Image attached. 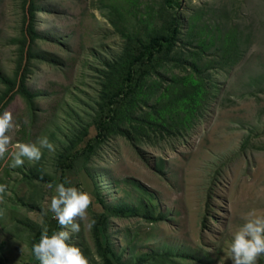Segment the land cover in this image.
<instances>
[{"label":"rangeland","instance_id":"374dc122","mask_svg":"<svg viewBox=\"0 0 264 264\" xmlns=\"http://www.w3.org/2000/svg\"><path fill=\"white\" fill-rule=\"evenodd\" d=\"M104 3L36 4L39 37L27 80L34 108L17 94L4 109L12 115V127L9 152L0 157V184L6 185L0 193V264H39L26 224L54 215L50 202L63 176L56 151L87 127L86 138L96 135L90 124L102 88L101 66L117 58L124 44ZM165 8L164 0H139L129 29L146 36L151 25L169 21ZM26 10L25 0H0V97L6 89L2 77L15 75ZM178 10L183 22L178 64L164 73L182 76L181 66L189 60L205 70L210 89L192 129L184 137L150 139L137 146L114 137L98 147L88 169L69 172L64 180L91 194L99 184L109 202L132 209L108 222L107 235L124 261L155 252L172 254L165 264H231L233 234L249 212L264 215V0H181ZM230 31L236 32V42L225 51ZM204 35L214 42L206 41L204 52L192 56L200 51L198 40ZM45 136L54 150L42 148L38 161L25 158L21 166L9 167V153L19 143H37ZM35 168L42 183L24 176ZM141 199L154 204L152 209L164 219L151 223L138 214ZM89 211L77 220L80 231L71 242L89 264H102L87 228Z\"/></svg>","mask_w":264,"mask_h":264},{"label":"trees","instance_id":"16d2710c","mask_svg":"<svg viewBox=\"0 0 264 264\" xmlns=\"http://www.w3.org/2000/svg\"><path fill=\"white\" fill-rule=\"evenodd\" d=\"M103 1L110 9L111 23L123 38L124 44L117 58L103 62L101 66L102 88L97 111L90 124L96 128V135L86 138L89 132L87 127V130L83 129L68 145L61 146L56 151L57 168L63 171L60 182L66 187L64 176L69 172L80 171L83 167L88 169L90 159L98 147L114 137L121 136L134 146L150 139L156 141L171 136L184 137L192 129L195 119L209 100L210 89L205 70L196 68L198 65L188 60L181 66L182 76L173 72L168 77L164 73L178 64L176 52L183 30L182 16L178 10L181 0H164V11L170 13L171 17L161 26L151 25L147 28L146 36L129 29L130 20L137 17L139 0ZM37 2L38 0H25L27 10L19 39V59L14 77H2L6 89L0 97V114L9 99L17 94L24 98L31 110L34 108L35 94L27 87V80L34 57V45L39 37L36 29ZM190 29L193 32L194 26ZM235 35V31L226 35L225 51L235 46ZM204 36L198 40L200 51L192 52V56L204 52L208 44L206 41L214 42L211 37L207 39L209 35ZM37 174H40V170L35 168L24 176L42 183V177ZM99 189V184H96L89 212L92 219L96 220L92 232L96 253L102 264H165L173 258L170 253L146 252L141 253L136 261L131 258L124 261L121 252L117 251L109 239L110 236L108 237V222L112 218H124L132 209L124 204H112ZM151 206L155 208L154 204L144 203L141 199L138 214L151 223L163 220L164 216L156 215ZM44 225L47 226L49 235L61 230V225L53 214H47L43 218V224H26L27 229L33 233L31 248L39 242ZM87 252L88 249L85 254Z\"/></svg>","mask_w":264,"mask_h":264},{"label":"clouds","instance_id":"9594fccd","mask_svg":"<svg viewBox=\"0 0 264 264\" xmlns=\"http://www.w3.org/2000/svg\"><path fill=\"white\" fill-rule=\"evenodd\" d=\"M12 115L8 111L0 114V157L9 152L10 137L7 134L12 127ZM54 150V145L48 138H39L37 143H19L17 150L10 152L9 167L16 168L29 161L41 158V149ZM6 191V185L0 184V193ZM93 196L74 186L56 185V195L50 202V211L61 225V230L49 235L44 225L38 243L32 247V252L39 264H89V259L79 246L71 242L72 234L80 231V224L86 216V210L92 203ZM43 224V220L41 221ZM96 220L90 219L87 228L91 230ZM231 264H259L264 257V215H257L255 210L248 213L245 223L236 231L230 245Z\"/></svg>","mask_w":264,"mask_h":264}]
</instances>
